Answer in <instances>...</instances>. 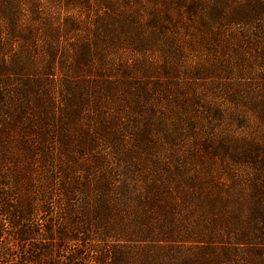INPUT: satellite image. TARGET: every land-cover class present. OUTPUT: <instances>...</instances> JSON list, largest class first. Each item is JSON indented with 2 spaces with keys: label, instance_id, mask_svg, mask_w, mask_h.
I'll list each match as a JSON object with an SVG mask.
<instances>
[{
  "label": "rangeland",
  "instance_id": "374dc122",
  "mask_svg": "<svg viewBox=\"0 0 264 264\" xmlns=\"http://www.w3.org/2000/svg\"><path fill=\"white\" fill-rule=\"evenodd\" d=\"M2 198L32 264H264V0H0Z\"/></svg>",
  "mask_w": 264,
  "mask_h": 264
},
{
  "label": "trees",
  "instance_id": "16d2710c",
  "mask_svg": "<svg viewBox=\"0 0 264 264\" xmlns=\"http://www.w3.org/2000/svg\"><path fill=\"white\" fill-rule=\"evenodd\" d=\"M15 159L19 162L17 158ZM51 198L41 199L39 198H2L0 199V256L2 258H9L13 254V251L19 250L21 247L24 248L23 254H17L15 257L18 261L25 262V264H32L34 253H31V249L38 248L35 244V235L39 231L34 223L33 218L36 212L43 209L45 211H52L54 204L50 201ZM48 231L46 223L43 228V233L48 238ZM78 228L73 229V234L69 240H79ZM85 233V232H84ZM52 239V237H51ZM92 240V239H91ZM53 248V247H51ZM45 247V250L51 249ZM101 258L100 261L106 262L108 256ZM83 258L82 252L77 250H70L68 257V264L73 261H77ZM17 261V262H18Z\"/></svg>",
  "mask_w": 264,
  "mask_h": 264
}]
</instances>
